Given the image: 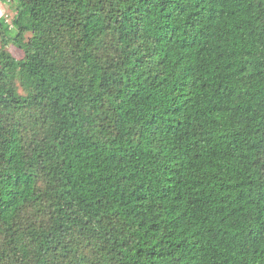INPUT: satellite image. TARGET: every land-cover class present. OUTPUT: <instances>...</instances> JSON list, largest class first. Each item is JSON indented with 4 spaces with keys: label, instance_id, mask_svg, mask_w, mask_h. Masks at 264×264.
<instances>
[{
    "label": "trees",
    "instance_id": "obj_1",
    "mask_svg": "<svg viewBox=\"0 0 264 264\" xmlns=\"http://www.w3.org/2000/svg\"><path fill=\"white\" fill-rule=\"evenodd\" d=\"M0 2V264H264V0Z\"/></svg>",
    "mask_w": 264,
    "mask_h": 264
},
{
    "label": "rangeland",
    "instance_id": "obj_2",
    "mask_svg": "<svg viewBox=\"0 0 264 264\" xmlns=\"http://www.w3.org/2000/svg\"><path fill=\"white\" fill-rule=\"evenodd\" d=\"M14 12L12 11V9L10 8V6L8 4H4L2 2H0V17L4 16L8 22L11 21L12 17H13ZM10 52L15 56V57H21L22 56V52L21 50L15 48L13 45H9L7 47Z\"/></svg>",
    "mask_w": 264,
    "mask_h": 264
}]
</instances>
